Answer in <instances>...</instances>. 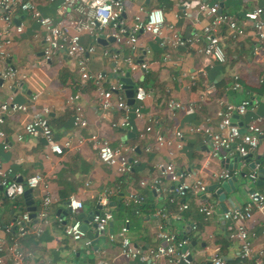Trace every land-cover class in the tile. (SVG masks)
Instances as JSON below:
<instances>
[{"label": "crops", "instance_id": "obj_1", "mask_svg": "<svg viewBox=\"0 0 264 264\" xmlns=\"http://www.w3.org/2000/svg\"><path fill=\"white\" fill-rule=\"evenodd\" d=\"M120 1L124 6L122 20L128 29L133 23V16L140 1ZM183 1L189 3L191 9L194 8V0ZM179 4L169 0H148L147 3L142 1L146 10L161 8L165 21L173 24L181 35L198 32L201 25L192 27L189 18H177L181 11ZM254 7H264V0H222L221 12L240 20L246 11ZM38 9L43 15L53 19L68 17L65 13H57V2L40 0ZM69 16L75 15L70 13ZM13 17L15 24L23 25V30L19 34L13 33L9 56L4 63L22 78L20 77V82L11 89H8L6 84H0V103L12 95L13 101L28 107L24 113L6 116L0 126L7 143L6 150L0 145V168L8 171L10 177L18 182L31 175L40 174L47 183V189H31L28 196L16 199L17 206H13L0 190V227L18 221L23 212L31 213L27 211L29 207L34 208L36 213L40 198L45 192L56 200L49 207V222L44 225L42 234L37 238L27 235L20 240L23 249L31 253V257L21 264H142L138 260H125L120 257L117 242L108 241L107 235L116 236L123 219L127 218L129 224L126 237L133 246L146 249L155 245L156 227L162 221L153 215L158 208L164 209L167 214L163 229L187 242L186 250L191 264H209L211 248H217L218 255L227 264H255V258L264 264L262 214L254 210L251 218L245 223L248 232L253 234L249 240L251 257L246 259L240 257L237 241L229 237L228 228L232 227V224L222 219L223 211L240 209L251 191H257L264 197L263 151L258 147L245 159H239L234 154L228 159L234 161L237 158L235 162L229 167H224V163H221L223 160L209 155L206 140L186 131L189 126L198 124L204 118H210V123L214 126L217 120V100L237 104L242 99L253 98L258 101L255 113L264 115V43H258L249 23L246 24L245 34L235 41L228 39L226 31H220L223 63L212 62L192 50L160 47L158 41L151 40L147 33L137 34V42L132 50L125 43L118 44L110 40L107 28L101 30L95 39L86 34L80 35L79 42L83 47L93 46V52L86 55L87 67L92 72L104 74L105 86L118 80L111 76L117 70L120 71L119 77L128 72L122 62L123 58L130 56L136 63L147 64L144 72H128L135 87L138 81L143 82L145 79H153L154 82H149L143 87L148 90V96L140 103L142 120L130 117L131 130H124L111 128L110 124L118 119V111L115 108L109 111L100 110L93 88L88 82L79 79L72 59L64 53H58L52 56L44 67L39 66L44 43L38 27L19 13ZM261 19L264 29V13ZM98 38L102 42H97ZM103 52L117 54L118 60L114 62L108 56H103ZM190 76L195 82L193 86L190 85ZM233 76L243 82V93L229 89L231 82L227 81ZM153 86H157L155 90L152 89ZM74 94L79 96L75 105L80 108L82 118L86 121V126L79 131L73 127V109L65 103L66 97ZM32 96L36 99L30 103ZM170 98L189 107L185 111L170 115L165 109V103ZM42 107L48 109V125L53 140L59 145L71 140L70 149L64 150L62 155L44 157L46 152L38 133L22 134L20 142L14 140V135L22 132L23 124L28 121L29 116ZM251 116L252 114L247 112L243 117L235 118V122L242 127ZM148 118L154 121L153 132L150 133L144 132ZM121 130L131 133L130 136L125 137ZM176 130L182 131V147L174 150L173 155L168 158L165 148H157L154 145V134L171 137ZM90 133L106 138L111 146L123 144L134 147L131 156L136 160L131 174L133 176L128 177L124 186L120 187L116 183L119 176L112 169L102 165L87 145L76 147L73 136H85ZM263 139L264 137H260V142ZM168 161L173 164L175 170L187 171L203 181L206 187L204 200L214 205L209 218L204 219L192 201H188L186 210L178 211L177 205L181 200L173 198V203H169L167 198L172 196L167 192L157 195L139 186L140 181L158 177L159 171L155 165ZM256 165L258 169L255 178H248L247 175L254 171ZM225 169L232 173L230 179L217 181L211 177L213 173ZM161 182L167 190L173 185L164 178ZM222 183L226 184V190L216 194ZM234 186L242 187L243 191H232ZM106 189L111 190L114 196H109L107 204L100 205L99 195ZM129 192L143 194L145 203L146 200L150 203L149 212L142 211L139 215L117 212L119 203H124ZM116 193L119 195L116 196ZM70 198L81 201V213L69 214L66 203ZM104 209L111 210L112 221L103 235H97L93 228L88 226L86 237L91 240L90 248L84 247L83 240L71 241L64 236L63 226L71 220L87 221L89 212ZM30 220L31 223L36 221L35 218ZM192 226L195 228L192 229ZM3 260L6 261V258ZM155 264L167 263L159 259Z\"/></svg>", "mask_w": 264, "mask_h": 264}, {"label": "built area", "instance_id": "obj_2", "mask_svg": "<svg viewBox=\"0 0 264 264\" xmlns=\"http://www.w3.org/2000/svg\"><path fill=\"white\" fill-rule=\"evenodd\" d=\"M39 1L0 0V84H6V87L11 89L20 82L21 76L4 63L9 56V46L12 43L13 33L19 34L23 30L21 23L15 24L13 21V16L19 13L35 24L40 31L44 45L39 66L44 67L50 58L58 53H64L66 57L72 59L79 79L82 82H88L93 88L100 110L109 111L115 108L118 111V119L110 124L113 129L131 130L130 117L142 120L140 103L148 96V90L142 86H134L132 97L134 103L131 106L127 105L123 85L119 80L105 86L104 74L88 69L86 55L93 52V46L83 47L79 42L80 35L86 34L95 39L101 30L107 28L109 29V36L116 43H125L132 50L137 42V34L147 33L151 40L158 41L160 47H167L170 50H192L197 55L216 63L224 62V54L220 44V31L222 29L226 31L230 41H235L245 34L246 24L249 23L258 43L260 45L264 43V29L261 19L264 7H254L246 11L238 20L229 14L219 12V5L222 0H194L193 9L189 3L183 0H169L180 3L181 11L177 18H189L192 27L201 25L198 32L183 36L177 32L173 24L165 21L161 8L154 7L146 10L142 5L143 0H130L133 3L140 1V4L133 16V23L128 29L122 20L124 6L120 0H48L57 2L56 11L59 15L63 13L68 15L67 18L60 19L43 15L38 9ZM70 13H74L75 16L70 17ZM102 55L108 56L114 62L118 60V55L115 53L103 52ZM122 62L129 73L144 72L147 68L145 62L136 63L130 56L123 58ZM237 79V76L232 77L233 81L229 89L233 92L240 88ZM194 84L193 77L190 76V85L193 86ZM78 97V94L70 95L66 97L65 103L72 107L73 127L79 131L86 126V121L82 118L80 108L75 105ZM35 99L36 97L32 96L30 103L34 102ZM216 104L218 109L215 113L217 119L215 125H211L210 118H204L198 124L189 126L186 130L187 133L201 136L208 142L209 155L221 160H227L234 154L239 159H245L258 147L264 153V139L260 142V137H264V115L255 113L258 101L253 98L242 99L237 104H230L217 100ZM27 107L26 104L13 101L12 95L7 96V99L0 103V126L4 123L6 116L24 113ZM188 107L172 98L165 103V109L170 115L177 111H185ZM247 112L251 113L252 116L244 126L240 127L236 124L234 117H243ZM47 115L48 109L46 107H42L38 112L31 114L28 121L23 124L22 132L14 135V140L20 142L22 134L38 133L43 140L44 151L46 152L44 157L48 155L59 156L63 154L64 150L70 149L71 140H66L61 145L53 140ZM147 121L148 125L144 132H153V119L148 118ZM73 137L76 147L87 145L96 154L98 161L105 167L112 169L119 177L128 175L136 164V160L131 158L134 147L123 144L111 146L106 138L95 133L85 136L76 134ZM181 139L182 131L179 130L174 131L171 137L155 133L154 145L157 148H165L166 155L170 158L174 150L181 149ZM0 145L3 150L7 149L5 134L1 129ZM155 168L159 171V176L149 181H140L139 186L157 195L167 192L168 195L172 196L170 199L167 198L169 203H173V198L181 200L177 205L178 211L186 210L188 201H192L204 219L210 217L214 205L208 200H204L206 187L200 178L194 177L184 170H175L170 161L158 163ZM257 169L256 165L254 171L247 175L248 178L254 179ZM231 176L232 173L226 169L211 175L217 181L230 179ZM162 178L173 184L170 189L167 190L162 186ZM37 187H41L43 190L47 189V183L42 175L34 174L24 181L18 182L10 177L8 171L5 172L0 168V190L3 196L13 203V206L16 205V199L22 196L24 189L31 190ZM113 194L109 189L104 190L99 195L98 203L100 205L107 204L109 196ZM144 199L143 194L129 192L126 194L123 204L124 206L135 205L133 213L139 215L138 206L143 204ZM55 202V198L45 192L38 203L34 223H31L28 213L23 212L18 221L9 222L0 227V264H21L31 257V253L23 249L20 240L27 235L37 238L42 234L44 225L49 222V207ZM81 208V201L75 198L68 199L66 209L69 214H74ZM263 208L264 197L257 191H251L240 209H229L222 213V219L232 224V227L228 228L229 237L237 241L240 257L243 259L251 257L249 240L253 237V234L246 229L245 223L251 218L254 210L261 213L264 220ZM153 215L162 219L156 227L155 245L146 249L133 246L126 237L129 222L127 218L123 219L116 236L107 235L108 241L117 242L119 255L125 260H138L142 264H155L157 260L163 259L167 264H191L185 248L187 242L163 229V222L167 215L164 209H155ZM111 221V210L104 209L90 216L86 225L87 228L91 226L97 235H103ZM82 223L83 221L78 219L71 220L70 223L63 226V234L71 241L83 240L84 247L90 248L91 240L86 238L85 230L81 228ZM194 228L195 226H192V229ZM4 258L6 261L3 260ZM208 262L209 264H227L218 255L217 248L210 249ZM254 262L255 264H262L258 258H255Z\"/></svg>", "mask_w": 264, "mask_h": 264}, {"label": "water", "instance_id": "obj_3", "mask_svg": "<svg viewBox=\"0 0 264 264\" xmlns=\"http://www.w3.org/2000/svg\"><path fill=\"white\" fill-rule=\"evenodd\" d=\"M147 1L148 0H145L146 3H147ZM219 7H220L219 12H220L221 9H222V3H220ZM110 40H113V39L111 38ZM100 41H101L100 38H98L97 42H100ZM119 74H120V71L117 70L111 76L114 79H117L118 78V80L122 83V85H123V93H124V96L126 98V103H127V105H130L131 106L134 103L133 102V98H132L133 97V92H134V83L130 80L129 73L128 72H125L122 77H119ZM235 118L236 117H234V119ZM121 133H124L125 134L124 135L125 137H128L131 134L129 132H125L124 130H121ZM122 138H124V137H122ZM235 160L236 159H234V161L232 159H227V160L221 161V163H224L223 164L224 167H229V165L232 164V162H235ZM228 185H229V182H227V186ZM226 188H227L226 187V184L225 183H222L219 191H217L216 194H220L223 190H226ZM237 189H240L241 191H243V188L242 187H239V186H236V187L234 186V188H232V191L237 190ZM30 191H31L30 189H24L22 196L23 197L28 196L30 194ZM26 204L29 205L30 203H26ZM27 211L28 212H31V213L28 214L29 218H34L35 217L34 208H32V207L30 208L29 207V208H27ZM96 212H98V211L96 210V211H93V212H89L88 213V219L90 218V216H92ZM74 213L75 214L81 213V210H77ZM81 228L83 230H86L87 229L86 220L83 221V223L81 225Z\"/></svg>", "mask_w": 264, "mask_h": 264}, {"label": "trees", "instance_id": "obj_4", "mask_svg": "<svg viewBox=\"0 0 264 264\" xmlns=\"http://www.w3.org/2000/svg\"><path fill=\"white\" fill-rule=\"evenodd\" d=\"M159 1H162V0H159ZM229 80V79H228ZM231 80V81H230ZM229 81H227V82H232L233 80H232V78L230 79ZM239 84H240V88H239V91H236V92H239V93H243V89H242V86H243V82L241 81V80H239V79H237L236 80ZM149 82H154V80L152 79V80H148V79H145L143 82H137V84H138V86H142V87H144V86H146V84L147 83H149ZM200 83V81H198V84ZM152 85V84H151ZM157 86H153L152 87V89L153 90H155V88H156ZM145 88V87H144ZM163 94H161V96H162ZM135 166V165H134ZM134 166H133V169H132V171L128 174V175H124V176H120V177H118V179L116 180V183L117 184H119V186L120 187H122V186H124V184H126L127 183V181H128V177H130L131 178V176H133V175H131L132 173H133V170H134ZM113 171V170H112ZM116 174V173H115ZM118 176V175H117ZM136 194H141V193H138V192H136ZM116 196L117 195H119V193H116L115 194ZM114 196V195H113ZM150 203L148 202V200H146V203H145V199H144V202H143V204L142 205H140V206H138V208H139V210H140V212H149V210H150V208H151V206L149 205ZM134 208H135V205H132V204H129L128 206H124V204L122 203V202H120L119 203V207H118V210H117V212H119V213H122V212H125L127 215H134V213H133V210H134ZM144 212V213H145ZM128 224H129V222H128ZM127 224V225H128ZM86 231H87V229L85 230V233H86ZM86 236V235H85ZM87 238V237H86ZM87 239H89V238H87Z\"/></svg>", "mask_w": 264, "mask_h": 264}]
</instances>
